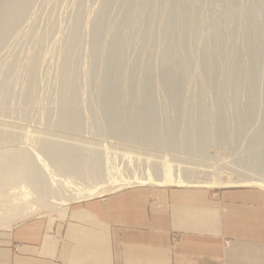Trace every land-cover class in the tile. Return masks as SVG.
I'll list each match as a JSON object with an SVG mask.
<instances>
[{
  "label": "rangeland",
  "instance_id": "374dc122",
  "mask_svg": "<svg viewBox=\"0 0 264 264\" xmlns=\"http://www.w3.org/2000/svg\"><path fill=\"white\" fill-rule=\"evenodd\" d=\"M77 11L85 15L71 52L79 76L67 86L75 97L60 88L59 62ZM31 76L36 83L27 91ZM63 114L73 117L64 127ZM6 152L28 161L24 176L21 166L0 173L2 206L18 205L26 192L33 200L1 206L5 219L10 211L21 212L16 220L57 212L61 201L97 181L86 178L106 172L107 183L151 172L244 179L250 184L194 189L264 196V0H0V153ZM79 154L90 157L96 174L80 171ZM95 158L105 159L103 169ZM26 203L51 209L29 215Z\"/></svg>",
  "mask_w": 264,
  "mask_h": 264
},
{
  "label": "crops",
  "instance_id": "0c3cea01",
  "mask_svg": "<svg viewBox=\"0 0 264 264\" xmlns=\"http://www.w3.org/2000/svg\"><path fill=\"white\" fill-rule=\"evenodd\" d=\"M20 213L5 215L0 264H264L255 190L133 185L62 216Z\"/></svg>",
  "mask_w": 264,
  "mask_h": 264
},
{
  "label": "bare ground",
  "instance_id": "6f19581e",
  "mask_svg": "<svg viewBox=\"0 0 264 264\" xmlns=\"http://www.w3.org/2000/svg\"><path fill=\"white\" fill-rule=\"evenodd\" d=\"M98 2H99V0H97ZM113 3V2H112ZM107 5L108 4H106V5H104V6H106L107 7ZM115 5V4H114ZM83 7V6H82ZM81 8V7H80ZM105 8V7H104ZM109 8V7H108ZM145 8V7H144ZM84 9V8H83ZM98 9V8H97ZM100 9V8H99ZM101 10V9H100ZM117 10V9H116ZM142 10H143V7H142ZM142 10H140V11H138V12H141ZM145 10V9H144ZM82 11H85V10H82ZM102 11V10H101ZM108 11V10H107ZM93 12V11H92ZM108 12H110V11H108ZM77 13H78V11H77ZM86 13V12H85ZM84 13V14H85ZM114 14H115V12H113ZM142 13H143V11H142ZM83 14V13H82ZM89 14V13H88ZM92 14V13H91ZM95 14V13H94ZM96 14H97V12H96ZM87 15V14H86ZM143 15V14H142ZM81 15V12L80 13H78L77 14V16H76V18L74 19V23H73V27L71 28L72 30H71V34L69 35V38H68V40L66 41L67 42V44H66V48H65V50L62 52L63 53V56H62V60L60 61V62H62V63H60L59 62V65L61 64V69H60V73L59 72H57V73H59L60 74V80L62 81L61 82V85H62V87H60V88H63V93L66 91L67 92V94L66 95H69L68 93H69V91H68V89H67V86H69L71 83H74V84H76V78H78V77H76V76H79V74H77L78 72H77V65L75 64V62L73 61V57H72V54H71V52H72V50L74 49V47L79 43V28L80 27H82V25H81V21H83V20H81V18H83L84 16H82ZM97 16V15H96ZM99 16V15H98ZM136 17V16H135ZM142 17V16H141ZM155 17V16H154ZM94 18V17H93ZM103 18V17H102ZM138 18V17H137ZM100 19V18H99ZM98 19V20H99ZM140 19V18H139ZM138 20V19H137ZM141 21V20H140ZM84 22V21H83ZM136 22V21H135ZM96 23H100V22H96ZM102 24V23H101ZM101 24H97L93 29V33H94V39L96 40V38L97 39H100V37H99V35H100V27H101ZM110 24H112V23H110ZM139 24V23H138ZM81 25V26H80ZM100 25V26H99ZM80 26V27H79ZM92 30V29H91ZM169 30H171V28H169ZM125 33V32H124ZM130 33V32H129ZM132 34V33H131ZM138 35V34H137ZM104 36V35H103ZM133 36V35H132ZM131 36V37H132ZM137 38V37H136ZM73 41V42H72ZM98 42H99V40H98ZM95 42H94V40H93V44H94ZM69 46H72V47H69ZM69 47V48H68ZM61 56V55H60ZM59 56V57H60ZM89 56V55H88ZM57 58H58V56H57ZM100 58V57H99ZM55 59V58H54ZM61 59V58H60ZM59 59V60H60ZM100 62V61H99ZM103 62V61H102ZM101 62V63H102ZM73 64L75 65V68H76V71L74 70V68H73ZM34 65V64H33ZM86 65V64H85ZM84 65V66H85ZM32 66V65H31ZM54 66V65H53ZM33 67V66H32ZM34 68V67H33ZM32 68V69H33ZM31 68H29V70H32ZM54 69V68H53ZM87 69H88V67H87ZM83 70V69H82ZM33 73H35V70L34 71H32ZM31 72V73H32ZM54 72H55V70H54ZM32 73V74H33ZM84 73V72H83ZM57 78H59V77H57ZM27 79H29V78H27ZM33 79H35L34 77L32 78V76L30 77V79H29V81L30 82H28V81H26V82H28V84H29V87L28 88H26L27 89V91H33L32 90V88H33V83L35 82V81H33ZM54 79V78H53ZM52 80V79H51ZM54 81V80H53ZM55 83H56V81H54ZM36 83V82H35ZM50 83V82H49ZM53 84V85H56V84ZM67 83V84H66ZM26 84V83H25ZM52 85V84H51ZM50 85V86H51ZM25 86V85H24ZM49 86V87H50ZM59 86V85H58ZM23 87V86H22ZM37 87V86H36ZM38 88V87H37ZM55 88V87H54ZM50 89V88H49ZM58 88H56V90H57ZM75 89V88H74ZM74 89H72V91L73 92H71L72 94H74V96L77 94V91H75L74 92ZM22 90H24V89H22ZM34 90H36V89H34ZM55 90V89H54ZM76 90V89H75ZM50 91V90H49ZM55 92V91H54ZM24 93V92H23ZM31 93V92H30ZM29 93V94H30ZM52 93H53V91H52ZM57 93V92H56ZM55 93V94H56ZM84 93V92H83ZM58 94V93H57ZM71 94V95H72ZM22 95V94H21ZM71 95H69V96H71ZM61 96V95H60ZM68 96V97H69ZM76 97V96H75ZM69 106H71V105H69ZM72 107V106H71ZM71 114L72 113H75V112H70ZM69 113V114H70ZM56 114V113H55ZM58 115V114H57ZM66 116L67 115H65V114H63L62 116H60V117H62V119L60 118V120H58V121H60L61 122V120L63 121V122H61L62 124H63V127H64V121L65 122H67V121H70V119H72L73 117L72 116H68V118H66ZM53 117V116H52ZM70 117H72V118H70ZM50 118H51V116H50ZM70 118V119H69ZM73 120V119H72ZM56 122V123H59V122ZM71 122H69V123H66V124H70ZM61 125V124H60ZM53 126V125H52ZM55 126H57L58 127V125H55ZM66 126H68V125H66ZM65 126V127H66ZM68 127H66V129H67ZM35 144V143H34ZM41 146H42V144H40ZM45 146V145H44ZM86 148V147H85ZM88 148V147H87ZM41 149V148H40ZM42 149H44V148H42ZM52 150L54 151V152H56V148L54 147V148H52ZM67 150H69V149H67ZM73 149H71V150H69L70 151V153H71V151H72ZM76 151V150H75ZM63 152V151H62ZM66 152H68V151H66L65 150V152H63V153H66ZM48 155L50 154V153H48V152H46ZM69 153V152H68ZM75 153V152H74ZM75 155H76V153H75ZM80 155V154H79ZM77 156V161H80V162H84L83 163V166H82V168L80 169V171H82V172H84L86 169H87V174L88 173H92V174H96V170L94 169L95 167L94 166H92L91 164H89V162L91 161V159H90V157H87V158H85V159H82L81 158V155L80 156ZM72 157V156H71ZM75 157V156H74ZM65 158V157H64ZM103 158H105V157H103ZM117 159V158H116ZM74 160V159H73ZM97 159L95 158V161H96ZM101 160H102V158H101ZM101 160L100 159H98L97 161H99V162H95V164L96 165H100L101 163ZM107 160H109V159H106V161ZM146 160V159H145ZM28 161V158H26L25 156H19V153H18V155H17V153L15 152V153H10V152H6V153H0V163L2 162V164L4 163V164H6L5 162H8V164L10 163V162H12L11 164H10V166L7 168V167H5L6 165H1L0 164V173L1 172H3V173H5V171H6V175H8L7 173H11V172H9L12 168H14V169H16V170H19V168H20V166H21V176H24V174H26V171L24 170V165H25V163ZM94 161V160H93ZM103 161H104V163L103 164H105L106 162H105V159H103ZM110 161H111V159H110ZM112 161H114L115 162V160H112ZM111 161V162H112ZM122 162V161H121ZM120 162V163H121ZM17 163H18V165H17ZM103 164H101V166H103ZM172 164V163H171ZM115 165H118L117 163L115 164ZM121 166L119 167L118 166V168H120L121 169V167H123L122 166V164H120ZM173 165V164H172ZM171 165V166H172ZM175 165V164H174ZM176 166V165H175ZM99 168H101L100 166H98ZM130 167V166H129ZM177 167H179V166H177ZM104 168V166L101 168V169H103ZM112 168V170H113V168H115L114 166L113 167H105V169L107 170H110ZM117 168V167H116ZM115 168V169H116ZM123 168H125V167H123ZM131 168V167H130ZM130 168H129V170H130ZM120 169H117L118 170V172H117V170H116V172L117 173H119L120 171ZM112 170L110 171V172H112ZM163 170H165V169H163ZM178 170V169H177ZM8 171V172H7ZM24 172V173H23ZM105 172V171H104ZM114 172V171H113ZM116 172H114V173H116ZM162 172H164V171H162ZM200 172H202V171H200ZM18 174L20 173V172H17ZM102 173V172H101ZM107 174L105 175L104 173L103 174H100V173H98L99 174V177H97V178H95L94 176H92L93 178H86L88 181H91V182H93V181H95V180H97V181H95L94 183H93V185H91V186H89L87 189H85V190H82V191H79L78 193H74L75 195L74 196H72V198H70V199H65V200H63V201H61L62 203H60L59 205H61L59 208H57V212L56 213H58L60 216H62V215H64V213L66 212V210H67V208L69 207V205L70 204H72V203H74V202H76V201H83V200H88V199H91V198H97V197H101V196H104V195H108V194H111V193H115V192H117V191H119V190H122V189H125V188H128V187H132V185H135V184H142V185H151V186H183V187H190V188H197V187H200V186H203V185H208V184H210V185H215V186H217L218 188H220V187H230L232 184H235V186H237V185H243V184H250V182L249 181H246V180H244V179H237V181L236 180H234V181H230V180H223V179H221V177L220 176H218V177H214L211 181H207V180H204V181H200V180H198V179H196V178H192V176H182V175H174L173 177H170L169 175H167V176H157L158 174H152V172L151 173H147V174H144V173H140V174H138V173H130V175H129V177L128 178H125V179H123V180H117V181H114V183L112 182V183H107V182H105V178H106V176H108V174H109V172H106ZM114 173L112 174V175H114ZM123 173V172H122ZM121 173V174H122ZM2 174V173H1ZM5 174H4V178H5ZM172 174V173H171ZM127 175V174H126ZM223 175V174H222ZM10 176H11V174H10ZM90 176V175H89ZM90 176V177H91ZM109 176H110V174H109ZM116 176V175H115ZM125 176V175H124ZM212 176V175H211ZM1 177V176H0ZM3 177H2V183H3ZM7 177V176H6ZM8 179H9V177H7ZM233 178V177H232ZM1 179V178H0ZM6 179V178H5ZM8 179H6L7 180V183L11 180V178H10V180L8 181ZM100 180H103V182H99ZM208 180H210V179H208ZM109 182V181H108ZM4 183L6 184V181H4ZM1 184V183H0ZM5 184H3L2 185V187L5 185ZM101 185V186H98V185ZM104 184V185H103ZM7 186H8V184H6ZM150 186V187H151ZM233 186V185H232ZM251 186V185H250ZM257 186V185H256ZM259 186V185H258ZM22 187V186H21ZM209 187V186H208ZM263 187V186H262ZM210 189H211V187H210ZM23 190H25V188L23 189ZM22 192H24V191H22ZM32 192V191H31ZM14 193H16L15 191H14ZM25 193V192H24ZM29 194V192H26L25 193V195H23L22 193L20 194L21 196H19L18 198L20 199V200H23L24 199V201L25 202H27L28 201V199L27 198H31V197H29V196H27L28 194ZM33 193V192H32ZM12 195H13V193H12ZM18 195V194H17ZM17 195H15L16 197H17ZM23 195V196H22ZM30 195V194H29ZM37 195V194H36ZM15 196H13V198L11 199V200H14V197ZM34 196V195H33ZM38 196V195H37ZM10 197V196H9ZM10 199H8V200H10ZM16 199V198H15ZM19 199H17V200H19ZM26 199H27V201H26ZM31 200H33L32 198H31ZM30 200V201H31ZM24 201H21V203L22 202H24ZM2 202H4V201H2V200H0V204L2 203ZM6 202H8V201H6ZM5 202V203H6ZM14 202V201H13ZM5 203H3V206L4 207H7V205L9 206L10 205V203H11V205H12V207H18L19 208V204H21L20 202L18 203V205H14V204H12V202H9V204H7L6 206L4 205ZM14 203H16L17 204V202H14ZM32 203V202H31ZM52 203V202H51ZM24 204V203H23ZM27 204H29V203H26L25 205H27ZM14 205V206H13ZM2 206V204L0 205V207ZM2 206V207H3ZM22 206V205H21ZM1 207V208H2ZM27 207H29L27 210L29 211V215L30 214H36V215H39V214H42V213H44L43 211H45L46 213H49L50 211V207H47L46 209H49L48 211L45 209L44 210V208L45 207H43V210H42V208H37L36 206L34 207V206H28L27 205ZM8 208V207H7ZM21 208V207H20ZM11 209H13V208H11ZM2 211L4 210V209H1ZM8 210H10V209H7V211ZM4 211H6V210H4ZM24 212V211H23ZM27 212V211H26ZM5 213H7V212H5ZM8 214V213H7ZM6 214V215H7ZM0 215H2L1 213H0ZM44 215V214H43ZM2 216H4V215H2ZM2 216H0V228H5V229H9L10 227H11V225H12V222H11V220H7V219H5V218H3ZM6 217V216H5ZM24 217V216H23ZM23 217L21 216V217H19V218H17V220H23Z\"/></svg>",
  "mask_w": 264,
  "mask_h": 264
},
{
  "label": "built area",
  "instance_id": "2783aa9c",
  "mask_svg": "<svg viewBox=\"0 0 264 264\" xmlns=\"http://www.w3.org/2000/svg\"><path fill=\"white\" fill-rule=\"evenodd\" d=\"M208 176V175H207Z\"/></svg>",
  "mask_w": 264,
  "mask_h": 264
}]
</instances>
